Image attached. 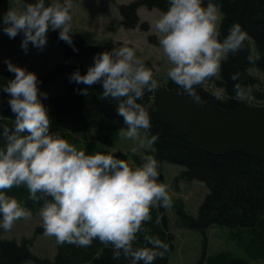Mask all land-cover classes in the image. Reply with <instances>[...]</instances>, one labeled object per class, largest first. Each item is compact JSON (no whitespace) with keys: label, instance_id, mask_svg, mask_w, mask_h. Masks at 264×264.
<instances>
[{"label":"clouds","instance_id":"9594fccd","mask_svg":"<svg viewBox=\"0 0 264 264\" xmlns=\"http://www.w3.org/2000/svg\"><path fill=\"white\" fill-rule=\"evenodd\" d=\"M71 9L72 0H22L21 6L11 5L0 15V30L10 38L22 33L20 46L28 52L32 46L43 50L50 30L59 29V38L79 51ZM219 24L215 0H168V8L154 21L169 62L168 77L197 103L204 101L195 86L221 72L224 61L239 53L248 39L240 21H234L226 35ZM93 60L86 72L76 68L69 79L84 85L101 82L102 95L118 101L117 111L127 125L121 133L140 138L141 129L152 127L149 110L140 99L159 87L153 69L127 43L98 51ZM5 63L15 75L0 85V91L9 93L16 116L14 130L3 125L0 143V228L9 230L16 220L31 215L16 196L5 191L23 184L29 198L43 201L44 230L60 243L86 246L98 238L112 247L114 257H129L130 264H153L169 245L144 222L152 219L153 206L171 204L168 185L159 179L156 156L145 153L142 162L136 163L131 156L119 157L113 151L78 148L58 131H51L49 110L42 99L48 93L41 90L38 73L10 57ZM231 79L235 97L249 99L252 87L240 82V72H233ZM79 91L86 94L87 88ZM223 92L217 89L214 95L221 98ZM143 136L141 143L159 139L147 131ZM141 232L143 245L139 243Z\"/></svg>","mask_w":264,"mask_h":264},{"label":"trees","instance_id":"16d2710c","mask_svg":"<svg viewBox=\"0 0 264 264\" xmlns=\"http://www.w3.org/2000/svg\"><path fill=\"white\" fill-rule=\"evenodd\" d=\"M6 0H0V3ZM207 2V0H205ZM222 11L220 30L226 35L229 26L234 21H240L248 32L245 47L237 54H230L224 61L220 77H211L206 81H213L224 90L223 98H217L213 90L202 85H196L198 94L202 99L214 98L219 105L226 109H234L249 100H239L235 97L231 79L233 72H240V82L251 85L250 97L259 99L256 104H264V82L260 76L254 74L253 68L264 74V0H215ZM22 4V0H20ZM140 6L157 7L162 10L168 8V0H135L130 4L121 6L126 17L122 23L127 26L138 24L136 14ZM59 29L50 30L49 36L62 47L64 60L55 66L59 73L69 79V75L79 68L86 72L88 68L80 62L92 56L98 50V42L89 31L73 32L75 45L79 51H74L72 45L59 38ZM252 55L254 60L247 57ZM15 74L0 65V85ZM167 88L183 90L169 77ZM87 88V93L79 91ZM145 92L140 102L148 108L152 127L149 130L141 129L148 135L158 134L159 139L152 143L154 148L149 151L159 161L160 171L163 172V163H175L184 167L177 177L179 181L191 182L193 180L204 183L208 193L199 205V212L193 215L186 211L184 200L178 198L177 215L178 224L182 228L207 232L210 227H224L230 240V247L218 249L214 254L204 252L200 264H252L253 261L264 259V161L243 152H231L224 155H214L196 148L190 139L177 134L173 127L166 122L153 104L155 91ZM101 82L91 85L78 84L69 79L65 88L58 93L42 97L47 105L51 118V131L59 132L70 142L72 135L90 127L107 131L104 138L107 146L99 148L97 141L89 142L90 152L110 151L119 139L120 129L127 127L124 117L117 111L118 101L112 97L102 95ZM9 93L0 91V143L4 137L3 125L14 130L16 113L12 111L8 102ZM119 157L131 156L136 163L142 162L134 152H119ZM9 194L16 196L25 207L42 205V200L29 198L26 185H13L6 189ZM152 219L144 222V226L153 234H159L169 245L163 256H158L153 264H169V257L175 249L173 235L167 229V211L165 206H153ZM157 220L159 222H157ZM44 230L40 227L37 232ZM37 235V233H36ZM139 243L143 245V232L138 233ZM35 237L24 238L22 242L16 239L0 238V264H24L27 260L40 261L31 251ZM232 244L235 245L233 249ZM233 249V250H232ZM45 264H130V258L124 255L113 256L112 247L106 246L98 238L90 245L59 242V251L55 260L47 259ZM143 264V261L140 262Z\"/></svg>","mask_w":264,"mask_h":264},{"label":"rangeland","instance_id":"374dc122","mask_svg":"<svg viewBox=\"0 0 264 264\" xmlns=\"http://www.w3.org/2000/svg\"><path fill=\"white\" fill-rule=\"evenodd\" d=\"M133 1L135 0H72V30L74 32L81 30L91 32L98 42L97 52L111 49L115 45L121 46L124 43L135 47L136 54L144 59L147 66L153 69L154 76L159 80L158 88H167L169 62L162 51L154 26V21L161 11L157 7L140 6L136 11L139 17L138 24L127 26L122 23L126 17L121 11V6L130 4ZM11 5L13 7L21 6L20 0L1 2L0 15L7 11ZM217 7L220 12V27L222 11L220 6L217 5ZM21 41L22 33L17 34L15 38H10L8 34L0 30V65L7 68L5 58L10 57L15 62L26 65L30 70H35L42 81L40 84L41 90L47 91L48 95L63 90L69 79L55 69V66L64 60L61 45L49 36L47 45L43 50L32 46L30 51L25 52L20 46ZM96 53L80 61L84 67L88 68L94 62L93 58ZM253 72L260 76V80L264 82V74L257 72L255 68H253ZM214 77H220V73ZM206 82L205 84H209L206 87L213 90V92L221 89L213 81ZM248 100L254 103L259 101L256 97H250ZM106 134V130L90 127L84 131L74 133L71 142L78 148L90 152L89 142L91 140L97 141L96 143L100 149L107 146L104 141ZM142 139H144L142 131L140 138L137 139L129 138L120 131L119 139L110 148V151L116 152L115 155L119 156V152L128 153L135 147V153L142 161V156L149 153L148 150L154 148L152 144L141 143ZM162 169L163 172H161L159 179L168 185L171 196V204L165 207L167 211V229L173 235L175 245V249L169 257V264H200L205 251L207 255H211L219 251V248L230 247V240L224 227H210L207 232H203L184 229L179 226L176 206L177 197L184 200L187 212L197 215L199 205L208 193V187L196 180L191 182L177 180L184 169L179 164L165 162ZM33 207H26L30 210L31 215L16 220L11 229L0 228V237L22 242L24 237L35 236L31 250L40 261L29 259L24 264H45L47 259L55 260L59 251V241L54 235L47 234L45 230L37 232L38 228L43 226V219L40 214L41 205ZM232 246L234 249L235 245L232 244ZM252 264H264V259L253 261Z\"/></svg>","mask_w":264,"mask_h":264},{"label":"water","instance_id":"95a60500","mask_svg":"<svg viewBox=\"0 0 264 264\" xmlns=\"http://www.w3.org/2000/svg\"><path fill=\"white\" fill-rule=\"evenodd\" d=\"M197 103L184 92L155 91L153 104L177 134L214 155L243 152L264 161V105L242 104L226 109L214 98Z\"/></svg>","mask_w":264,"mask_h":264}]
</instances>
